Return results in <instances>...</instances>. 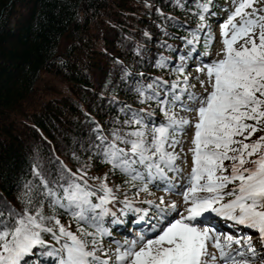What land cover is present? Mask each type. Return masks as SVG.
Returning a JSON list of instances; mask_svg holds the SVG:
<instances>
[{"label": "snow or ice", "instance_id": "1", "mask_svg": "<svg viewBox=\"0 0 264 264\" xmlns=\"http://www.w3.org/2000/svg\"><path fill=\"white\" fill-rule=\"evenodd\" d=\"M144 2L152 8L149 0ZM175 6L197 22L190 25L155 7L161 35L180 41L176 46L167 40L157 43L166 49L183 48L176 56L157 50L155 63L150 61L151 67L168 69L167 78L135 72L115 58L119 83L135 97V104L148 107L113 97L124 119L115 117L107 135L94 121L97 135L87 161L77 159L75 171L61 162L51 179L32 165L38 183L23 185L22 209L9 207L6 215L0 214V264H23L37 249L56 257L55 264H264V0L223 5L227 16L219 23L222 47L215 54L209 50L215 35L207 19L219 15L213 11L214 0H176ZM176 26L185 28L186 35L169 30ZM143 36L151 39L152 34L145 30ZM201 38L205 50L197 56ZM146 47L136 42L132 51L142 56ZM189 154L191 166L185 172L178 161L187 164ZM93 156L109 169L90 176ZM117 172L130 179L110 185L109 173ZM150 183L177 193L182 201L165 202L164 195L141 201L155 209L158 231L116 241L112 249L104 247L106 216L114 221L130 210L148 211L134 209L136 201L118 197L116 190L126 185L125 192L131 188L138 197ZM45 205L51 214L45 215ZM58 208L76 222L83 238L61 222ZM169 213L179 214L170 218ZM210 214L255 230V242L252 233L217 230Z\"/></svg>", "mask_w": 264, "mask_h": 264}, {"label": "trees", "instance_id": "2", "mask_svg": "<svg viewBox=\"0 0 264 264\" xmlns=\"http://www.w3.org/2000/svg\"><path fill=\"white\" fill-rule=\"evenodd\" d=\"M222 1L214 0L213 11L219 15ZM175 2L149 0L152 5L149 9L144 0H0V214L6 215L9 207L22 209L24 201L19 196L23 185L30 180L38 183L32 173L33 164L45 178L51 179L61 169V162L75 171L77 159L81 163L88 160L92 155L88 149L97 135L94 121L100 123L107 135L115 117L124 119L113 97L134 107H148L135 104V97L119 83L115 58L133 67L135 72L167 78L169 70L151 67L150 61L155 63L157 50L176 56L183 48L166 49L157 43L167 40L176 46L180 41L161 35L155 7L190 25L197 22L191 13L175 6ZM184 3L189 4L190 0ZM215 17L207 18L209 24ZM145 30L152 34L151 39L143 36ZM169 30L186 35V29L180 26ZM136 42L147 46L142 56L132 51ZM199 49L205 50L203 38ZM259 134L254 133L253 137ZM108 169L107 163L93 156L88 172L92 176ZM171 175L169 172L168 176ZM129 179L119 172L108 176L110 185ZM89 183L95 182L89 180ZM125 187L116 190L118 197L127 196L136 201L134 209L148 211L130 210L118 219L130 225L129 222L141 216L151 228L157 229L155 209L141 201L158 199L160 195L154 189L161 187L154 188L150 183L148 191L141 190L138 197L131 188L125 192ZM49 214L45 205V215ZM57 215L65 226L83 238L69 215L59 208ZM104 219L105 227L118 220L112 221L109 216ZM117 229L120 233L125 231L122 226ZM44 238L56 243L47 234ZM87 240L91 244V237ZM102 241L111 242L113 238L106 234ZM55 260L56 257L37 249L35 254L23 258V264H55Z\"/></svg>", "mask_w": 264, "mask_h": 264}, {"label": "rangeland", "instance_id": "3", "mask_svg": "<svg viewBox=\"0 0 264 264\" xmlns=\"http://www.w3.org/2000/svg\"><path fill=\"white\" fill-rule=\"evenodd\" d=\"M225 4H227V5H229L230 7H231V0H225V1H223V4L222 5H225ZM223 15L222 16H220L218 19H221V18H226V16H227V12L224 10V13H222ZM217 19V20H218ZM222 20V19H221ZM219 23H220V21H217V22H214L213 23V25L211 26V30H212V32H213V34L215 35V41L212 43V49H211V52L213 53V54H215L216 53V51H217V49H219L220 47H222V41H221V37H220V29H219ZM197 61L196 60H194L193 61V63H196ZM190 69H194L193 67H188V69L187 70H190ZM195 70V69H194ZM197 89H199V85L197 84ZM186 135H188L189 137H190V135H191V131L189 130L187 133H186ZM185 147H187V144L185 145ZM187 160H188V163L187 164H185L184 162L181 164V162H178V163H180L181 164V167L184 169V171L185 172H187V171H189V169H190V166H191V156H190V154L188 155V157H187ZM226 163H227V161H226ZM181 176H179V178H180ZM167 193H165V198H167ZM169 197V196H168ZM170 197L173 199L174 198V200L175 199H178V200H176L178 203H180L181 201H182V196H180V195H177V194H174V193H172V195H170ZM169 197V198H170ZM236 226H238V224H236ZM239 226L241 227V228H246V226L245 225H240L239 224ZM66 227H68V226H66ZM223 230V231H225V232H223V233H230V234H233V235H237L236 233H234V229H229V228H227V227H221L220 225H219V228H217V230ZM226 230H227V232H226ZM246 232H249V231H240L239 233H242V234H244V233H246ZM253 235V237H254V242H255V231H254V234H252ZM116 244V243H115ZM112 245V244H111ZM111 245H108V247L107 246H104V247H106V248H109V249H111L112 247H111ZM117 245V244H116ZM89 246H91V244H89ZM113 247H114V245H112Z\"/></svg>", "mask_w": 264, "mask_h": 264}]
</instances>
